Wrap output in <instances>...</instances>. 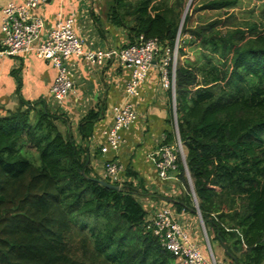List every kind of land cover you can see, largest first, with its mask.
I'll return each mask as SVG.
<instances>
[{"label": "trees", "instance_id": "16d2710c", "mask_svg": "<svg viewBox=\"0 0 264 264\" xmlns=\"http://www.w3.org/2000/svg\"><path fill=\"white\" fill-rule=\"evenodd\" d=\"M183 1L105 0L104 13L126 29L129 43L157 39L173 50ZM239 1L208 0L198 10ZM194 9L189 7L184 26ZM231 27L203 37L211 56L178 61V129L208 235L220 241L232 264H262L264 25L252 24L248 34ZM182 35L178 52L184 55ZM101 116L102 109H91L80 120L78 142L64 116L43 99L20 97L0 114V264H177L146 227L138 195L148 193L132 183L106 187L87 164L88 147L81 142ZM178 178L185 194L172 200L177 213H196L181 160Z\"/></svg>", "mask_w": 264, "mask_h": 264}, {"label": "crops", "instance_id": "0c3cea01", "mask_svg": "<svg viewBox=\"0 0 264 264\" xmlns=\"http://www.w3.org/2000/svg\"><path fill=\"white\" fill-rule=\"evenodd\" d=\"M12 1L23 0H0V10ZM35 12L45 22L44 38L59 18H73L76 31L85 39L89 49L120 48L129 43L126 29L117 28L111 23L102 5L98 7V0H50ZM1 37L0 25V39ZM158 60L159 57L142 84L140 95L132 99L139 120L130 130L123 132L124 142L118 151L106 155L100 151L103 143L102 132L112 123L114 107L125 101L124 89L130 77V70L116 61L110 62L104 68L91 67L80 58H72L75 88L65 101L58 102L49 95L56 76V69L51 62L37 59L33 52L19 57L0 56V114L6 113L3 108L16 107L20 97L29 101L43 99L54 112L64 116L79 142L81 140L77 127L80 120L91 109H102V116L95 123L92 134L81 142L88 147L90 165L101 176L104 162L115 159L127 167V174L128 170L134 172L135 176L130 175V183L148 193L138 195V198L149 217L157 207L182 198L185 194L178 173L161 179L152 159L153 152L162 145L164 137L166 139L170 134L171 140L167 141L172 143L175 140L172 90L161 85ZM178 215L197 242L201 241V233L205 232L208 250L211 249L216 259L211 247L212 236L208 235L199 215L190 211H183ZM209 254L210 250L208 257ZM223 263L227 264L225 261Z\"/></svg>", "mask_w": 264, "mask_h": 264}, {"label": "built area", "instance_id": "2783aa9c", "mask_svg": "<svg viewBox=\"0 0 264 264\" xmlns=\"http://www.w3.org/2000/svg\"><path fill=\"white\" fill-rule=\"evenodd\" d=\"M48 1L50 0L12 1L0 10V56L19 57L33 52L37 59L51 62L56 69V76L49 95L58 102L65 101L74 91L75 75L71 69V60L74 57L82 59L91 67L105 68L110 62L116 61L128 68L130 77L124 89L126 98L123 103L114 107L112 123L102 132V154L118 151L124 142L123 132L139 120L132 99L140 95L141 86L158 57L160 82L163 88L172 90L177 121L175 83L180 36L173 50L163 48L157 39L146 40L144 37L120 48L89 49L85 39L76 31L74 19L59 18L44 38L46 25L35 11ZM176 134V143L168 142L164 137L162 145L152 154L161 179H167L172 173H176L179 160L184 157L177 122ZM104 164L101 176L105 180L119 185L130 183L131 176L127 174V167L122 162L110 159ZM133 182L136 184L134 178ZM178 216L174 204L166 202L157 207L154 214L147 216L146 227L151 229L164 248L172 253L177 264H217L211 249L210 256H205L201 246L193 239Z\"/></svg>", "mask_w": 264, "mask_h": 264}, {"label": "rangeland", "instance_id": "374dc122", "mask_svg": "<svg viewBox=\"0 0 264 264\" xmlns=\"http://www.w3.org/2000/svg\"><path fill=\"white\" fill-rule=\"evenodd\" d=\"M207 1L208 0H184L183 1L184 12L182 13L181 21L179 23L181 26V28H179L180 30L179 36L182 32L183 35H182L181 43H183L184 45L183 41H185V45L183 46L185 54L181 55L178 52V61H180L179 64L185 63L186 61H189V60L194 63H199L200 58L202 56L205 57L206 53L211 56L210 50L208 48H205V46L202 44V40L204 39L203 37L208 36L213 30L215 31L217 27L229 26L230 30L233 29L231 26H233L236 30L238 28H242V29H245L246 34H248L249 33L248 28L252 24L257 23V24H260L261 26L264 25V0H240L235 5H230L225 8L198 10L200 5H203ZM101 5H102V8L105 10V7H106L105 0H98V7H101ZM191 6L195 7L194 9L195 11L193 13L191 12V17H190L188 26H184L183 24L185 23V20L182 23V19L186 13L187 7H188L187 13H189V7ZM193 31L197 34H194ZM198 33H201V36L198 35ZM239 35H242V33H239ZM126 40H127V37H126ZM3 109L6 110V108H3ZM34 119H35V115H34ZM176 122H178V119L177 121H175L174 114H173L172 124L174 125V129H175L174 131L175 140L172 143H176L177 141ZM60 128L64 132H66L67 131L66 123L61 122ZM183 147H184V156L186 158V149H185L184 143H183ZM178 157L180 158V154L178 155ZM183 159L184 157L180 158V160L184 164ZM184 168H185V172L187 173V177L189 179V184H190V189H191V183H193L191 180V175H189L190 172L188 173L185 165H184ZM176 173H178V171ZM100 177L104 179V177L102 176ZM211 238L212 237H210V239ZM206 239L207 237H206L205 232H203V234L201 233V241L198 242V244L201 246V249L204 255L208 256L209 250L207 247ZM214 240L215 239L212 238L210 241L212 244L211 246L212 250L217 259V264H224L223 261H225L227 264H232L231 261L226 258L225 249L220 243V241L218 239L215 241ZM205 244H206V247H205ZM202 245L204 247H202Z\"/></svg>", "mask_w": 264, "mask_h": 264}, {"label": "water", "instance_id": "95a60500", "mask_svg": "<svg viewBox=\"0 0 264 264\" xmlns=\"http://www.w3.org/2000/svg\"><path fill=\"white\" fill-rule=\"evenodd\" d=\"M187 10H188V7H187V9H186V13H185V15H184V17H183V19H182V23L184 22V20H185V17H186V14H187ZM180 28H181V26H180ZM180 33V30H179V32H178V34ZM179 37V36H178ZM177 127H178V122H177ZM184 165H185V167H186V170L188 171V173H189V169H188V165H187V162H186V158H185V156H184ZM90 163V161H88L87 162V164H89ZM190 175V174H189ZM102 185H104V186H106V187H109V188H112V189H115V190H121L122 189V185H117V184H113V183H111V182H109V181H107V180H105V179H99L98 180ZM191 191H192V195H193V197H194V199H195V201H196V205H195V212L199 215V217H200V219H201V221H202V223H203V225H204V221H203V217H202V214H201V212H200V210H199V207H198V204H197V199H196V194H195V190H194V186H193V183H191ZM205 226V225H204Z\"/></svg>", "mask_w": 264, "mask_h": 264}, {"label": "clouds", "instance_id": "9594fccd", "mask_svg": "<svg viewBox=\"0 0 264 264\" xmlns=\"http://www.w3.org/2000/svg\"><path fill=\"white\" fill-rule=\"evenodd\" d=\"M176 113H177V108H176Z\"/></svg>", "mask_w": 264, "mask_h": 264}]
</instances>
